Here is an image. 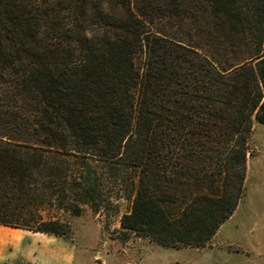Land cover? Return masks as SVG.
Segmentation results:
<instances>
[{
    "label": "trees",
    "instance_id": "obj_1",
    "mask_svg": "<svg viewBox=\"0 0 264 264\" xmlns=\"http://www.w3.org/2000/svg\"><path fill=\"white\" fill-rule=\"evenodd\" d=\"M254 123L264 0H0V225L69 234L40 204L78 215L100 163L139 170L125 235L204 247L239 203Z\"/></svg>",
    "mask_w": 264,
    "mask_h": 264
},
{
    "label": "rangeland",
    "instance_id": "obj_2",
    "mask_svg": "<svg viewBox=\"0 0 264 264\" xmlns=\"http://www.w3.org/2000/svg\"><path fill=\"white\" fill-rule=\"evenodd\" d=\"M56 165L64 167L60 162ZM78 165L73 161L69 168L74 171ZM95 170L94 192L85 199L87 204L77 200L78 215L59 209L48 197L37 211L44 220L68 221L67 235L77 247L84 246L86 264H264V124L254 123L247 138L246 172L236 209L201 248L165 247L144 236L125 235L120 218L130 209L139 170L104 168L100 163ZM91 203L98 204L97 209Z\"/></svg>",
    "mask_w": 264,
    "mask_h": 264
},
{
    "label": "crops",
    "instance_id": "obj_3",
    "mask_svg": "<svg viewBox=\"0 0 264 264\" xmlns=\"http://www.w3.org/2000/svg\"><path fill=\"white\" fill-rule=\"evenodd\" d=\"M4 225H0V235ZM12 228V227H10ZM5 231L0 242V264H86L84 246L77 247L69 235H51L27 229Z\"/></svg>",
    "mask_w": 264,
    "mask_h": 264
},
{
    "label": "bare ground",
    "instance_id": "obj_4",
    "mask_svg": "<svg viewBox=\"0 0 264 264\" xmlns=\"http://www.w3.org/2000/svg\"><path fill=\"white\" fill-rule=\"evenodd\" d=\"M5 231H7V232H10V233H14L15 235L14 236H16V231L14 230V229H12V228H10V227H7V226H3V228H2V232H1V235H0V242H2V240L4 239V235H3V233L5 232Z\"/></svg>",
    "mask_w": 264,
    "mask_h": 264
}]
</instances>
